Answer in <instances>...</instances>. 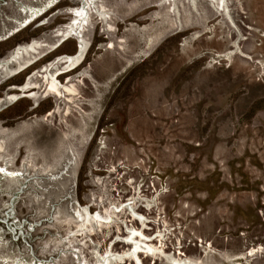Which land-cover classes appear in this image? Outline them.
<instances>
[{
	"label": "rangeland",
	"instance_id": "obj_1",
	"mask_svg": "<svg viewBox=\"0 0 264 264\" xmlns=\"http://www.w3.org/2000/svg\"><path fill=\"white\" fill-rule=\"evenodd\" d=\"M82 3L0 0V60L45 43L0 84L39 83L0 104V264H264V0H95L45 97Z\"/></svg>",
	"mask_w": 264,
	"mask_h": 264
},
{
	"label": "bare ground",
	"instance_id": "obj_2",
	"mask_svg": "<svg viewBox=\"0 0 264 264\" xmlns=\"http://www.w3.org/2000/svg\"><path fill=\"white\" fill-rule=\"evenodd\" d=\"M82 2L83 3L80 7L70 9L73 15L70 22L67 25H65V28L57 29L55 35V37L57 38L56 42L54 41L55 43H53L52 45H48L47 47L48 51H53L71 37H75L78 44L77 53L71 56H60L54 61L53 64L49 66H45L43 68L42 70L43 73L41 74V81L43 82V86H44L43 95L45 97H49L50 95H53L54 97L67 95L68 98L72 100L73 96L77 93V89L73 84L64 86L58 81L57 78L59 75L63 73H68L73 69H75L83 60L84 53L87 47V41L82 37L80 30L84 28V25L87 23L88 18L90 17L88 9L92 8L91 10L94 11L95 15L100 20L104 19V17L106 16V12L104 9L105 7L102 4L99 3L98 5H95V0H82ZM209 2L215 12L224 9L226 4V0H209ZM41 11L42 10H39L37 12L41 14L42 13ZM35 14L36 13H33L32 15L34 16L32 17H36ZM31 19L32 18H30V20ZM26 20H24V23L22 24L21 27H24V25H27L29 23L30 20L29 21ZM21 27L18 26L17 29L14 28V31L13 30L9 31L10 33L6 34V37L7 35H11V33L19 30ZM44 44L40 41L32 40L30 43H27L25 45H18L16 48H14L13 51H11L9 57L6 60H0V84L4 79L18 75L28 66L38 61L45 53V52L43 53V51L42 52L38 51L44 46ZM59 62H62L61 67L58 66ZM11 63H14V67H10ZM38 84L39 83L37 82H31L30 80H27L23 85L17 87V89L21 92V94L19 93L7 94L4 99H0V104L3 101H5L7 104H12L16 102L19 98L24 96L23 95L24 92H26L28 89L37 88ZM25 96L32 99L34 98L35 103L37 104V92H30ZM71 100L66 102H70ZM67 111L68 109H66V112ZM2 167H0V173L4 175L5 170ZM15 174L16 173L10 172L8 173L7 176L8 178H10L11 181H14ZM79 217L82 218L83 220H86V218L89 217V214L87 211H84V213H82V215ZM146 249L148 252H151L150 246H146Z\"/></svg>",
	"mask_w": 264,
	"mask_h": 264
},
{
	"label": "water",
	"instance_id": "obj_3",
	"mask_svg": "<svg viewBox=\"0 0 264 264\" xmlns=\"http://www.w3.org/2000/svg\"><path fill=\"white\" fill-rule=\"evenodd\" d=\"M18 46V45H17ZM17 46H15V48L17 47ZM14 49H12L11 51H13ZM10 53V52H9ZM9 53H7V55L6 56H4L3 58H1V59H4V60H6L8 57H9Z\"/></svg>",
	"mask_w": 264,
	"mask_h": 264
}]
</instances>
